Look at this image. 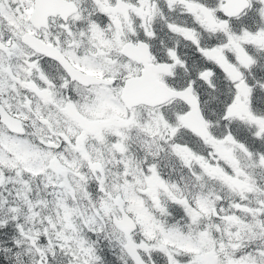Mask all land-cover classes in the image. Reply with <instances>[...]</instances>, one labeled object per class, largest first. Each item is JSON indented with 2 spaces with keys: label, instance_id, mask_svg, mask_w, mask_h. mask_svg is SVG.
<instances>
[{
  "label": "snow or ice",
  "instance_id": "obj_1",
  "mask_svg": "<svg viewBox=\"0 0 264 264\" xmlns=\"http://www.w3.org/2000/svg\"><path fill=\"white\" fill-rule=\"evenodd\" d=\"M0 264H264V0H0Z\"/></svg>",
  "mask_w": 264,
  "mask_h": 264
}]
</instances>
